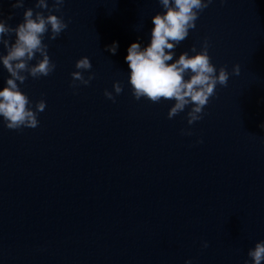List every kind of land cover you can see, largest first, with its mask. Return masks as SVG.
I'll return each instance as SVG.
<instances>
[{
    "label": "water",
    "instance_id": "1",
    "mask_svg": "<svg viewBox=\"0 0 264 264\" xmlns=\"http://www.w3.org/2000/svg\"><path fill=\"white\" fill-rule=\"evenodd\" d=\"M13 2L0 0L13 28L27 8L48 14ZM164 11L159 0H65L53 11L68 24L43 38L56 69L17 81L33 109L46 101L38 127L10 130L0 116V264H252L264 241V0H212L176 47L168 63L207 40L217 74L229 72L192 125L191 106L169 119L174 100H136L129 83L127 49L150 44ZM82 57L95 78L73 87ZM7 78L0 63V90Z\"/></svg>",
    "mask_w": 264,
    "mask_h": 264
},
{
    "label": "clouds",
    "instance_id": "2",
    "mask_svg": "<svg viewBox=\"0 0 264 264\" xmlns=\"http://www.w3.org/2000/svg\"><path fill=\"white\" fill-rule=\"evenodd\" d=\"M64 2L65 0H53L52 8H49L47 0H36L35 7L47 10L48 14L27 8L23 13V22L14 28L8 25L7 20L0 18V44L7 52L6 55H0V63L10 76L6 79V86L0 90V116L3 117L5 127L10 130L34 129L39 125L38 114L45 110L46 101L41 99L36 102L33 109L30 106L32 102L20 90L17 81L23 84L29 76L34 79L47 77L56 69L43 38L50 32L48 39L54 41L67 29L68 24L62 15L52 14L53 11L60 12ZM24 3L25 0H14L12 7L23 8ZM159 3L166 11L152 18L154 28L151 31L150 44L142 48L140 43L134 42L127 49L125 59L130 68L129 83L132 95L136 100L143 97L152 103H159L161 99L174 100L175 103L168 111L169 119L191 106L187 112V122L192 125L203 118V110L210 98L216 95L217 85L227 86L229 72L225 67H220L217 74V68L208 54L207 40L203 42L201 51L195 55L189 56L185 51L174 62H168L173 61L176 47L188 38L190 29H195L199 14L212 0H159ZM10 19L11 15L8 17V20ZM13 33L15 41L10 43L9 39L4 37H10ZM117 49V42L106 48L113 55ZM191 51L196 52L195 45ZM37 54L40 59L34 65L30 64V61L37 58ZM75 68L77 71L71 73L73 87L76 86V81L87 86L95 78L94 73L87 78L84 76V72L92 68L88 57L77 60ZM232 72L239 75L240 66L235 65ZM186 75H189L188 79H185ZM113 89L117 95L122 93L121 82H114ZM104 95L115 102L113 92L106 89ZM260 127L264 128V123ZM185 134L191 135L190 132ZM203 247H208L206 241ZM247 255L252 264H262L264 241L257 242L254 248L249 249ZM185 264L192 262L187 260Z\"/></svg>",
    "mask_w": 264,
    "mask_h": 264
}]
</instances>
